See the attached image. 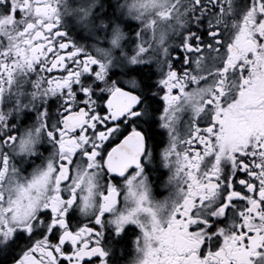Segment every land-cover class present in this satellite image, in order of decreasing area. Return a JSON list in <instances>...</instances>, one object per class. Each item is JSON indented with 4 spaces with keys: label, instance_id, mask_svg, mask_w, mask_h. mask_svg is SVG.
<instances>
[{
    "label": "snow or ice",
    "instance_id": "6c2138e0",
    "mask_svg": "<svg viewBox=\"0 0 264 264\" xmlns=\"http://www.w3.org/2000/svg\"><path fill=\"white\" fill-rule=\"evenodd\" d=\"M0 264H264V0H0Z\"/></svg>",
    "mask_w": 264,
    "mask_h": 264
}]
</instances>
